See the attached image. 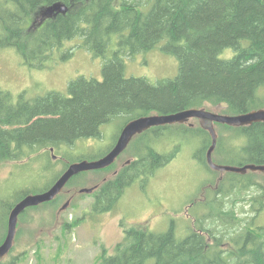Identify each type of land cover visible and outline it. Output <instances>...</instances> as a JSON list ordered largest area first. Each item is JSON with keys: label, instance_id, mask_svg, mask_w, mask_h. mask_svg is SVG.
I'll list each match as a JSON object with an SVG mask.
<instances>
[{"label": "trees", "instance_id": "16d2710c", "mask_svg": "<svg viewBox=\"0 0 264 264\" xmlns=\"http://www.w3.org/2000/svg\"><path fill=\"white\" fill-rule=\"evenodd\" d=\"M56 2L68 7L66 15L59 14L39 25L41 10ZM75 38L81 41L77 48L105 60L103 79L77 78L69 83L66 95L47 92L27 98L24 93L13 95L0 90V163L21 162L38 151L44 154L47 149L58 151L80 140H97L101 128L112 119L124 121L115 144L122 127L139 117L200 109L204 104L225 105L221 114L234 116L264 105V0L0 1V49H14L29 68L47 69L49 64L66 60L73 49L66 44ZM161 43V49L178 60L175 79L153 85L146 79L125 77L124 57L148 53ZM55 53L58 59L53 60ZM218 127L227 130L229 136L217 134L213 153L216 158L221 156L238 166L264 165V123L245 127L218 124ZM175 128L178 130L173 132ZM169 129L177 136L194 133L177 124L151 128L138 135L137 140L146 137L147 145L139 141V151L131 165L101 186L93 210L98 213L110 210L125 188L141 176L148 179L168 162V157L153 145L155 136L170 134ZM198 131L204 137L198 151L202 153L209 147L210 137L201 128ZM165 139L160 138L159 142ZM68 154H61L62 158ZM69 164L63 165L51 185ZM28 190L6 205V215L24 196L45 189ZM59 196L44 205L57 203ZM222 226L226 229H221ZM237 228V221L208 225L209 234L213 233L217 240ZM257 230L259 234L254 236L258 235L259 240L246 236L249 244L242 238L230 237L236 252L228 255L217 249L218 243L206 249L204 239L193 231L179 236L172 222L160 233L127 228L114 254L103 251L95 263L264 264V228ZM18 261V258L5 259L0 264Z\"/></svg>", "mask_w": 264, "mask_h": 264}, {"label": "rangeland", "instance_id": "374dc122", "mask_svg": "<svg viewBox=\"0 0 264 264\" xmlns=\"http://www.w3.org/2000/svg\"><path fill=\"white\" fill-rule=\"evenodd\" d=\"M79 42V38H75L66 44L68 48H73L72 56L56 61V64H49L47 69L42 70L23 64L14 49H0V90L13 95L24 93L25 97L33 98L47 92L66 95L69 83L80 77L101 81L105 60L77 48ZM162 45L159 44L157 49L148 53L124 57L125 77L146 79L153 85L175 79L179 72L178 60L163 51ZM109 55L110 53L107 58ZM52 59H58V54L55 53ZM221 108L210 104L202 106V109L216 114L222 113ZM259 109L264 110V105ZM123 122L121 119H112L101 128V138L96 141L80 140L72 147H62L58 151L51 152L47 149L45 154L42 150L38 151L21 162L0 163V218L5 217L7 221L6 205L19 193L28 189L30 192H38L50 186L63 165L80 158L86 161L98 160L114 144ZM180 125L189 127L194 133L177 136L172 135L169 129L170 134L155 136L157 139L153 147L165 154L168 162L144 182L140 181L145 179L141 176L137 182L125 188L120 200L110 210L101 213L93 210L96 196L101 186L117 177L127 166V162L131 165L139 151V141L146 144V137L137 140L138 135L135 136L110 168L77 175L72 184L64 189L57 203L27 209L18 219L14 247L6 260L18 258L17 264H96L103 251L107 255L114 254L115 247L123 242L124 230L127 228L160 233L167 229L170 219H173L177 234H185V237L193 227L191 220L184 214L186 210L192 214L194 209L189 208L191 202L187 198L192 195L198 182H255L264 188V175L259 173L250 172L240 176L235 173L212 172L205 159L208 147L204 152L198 153L204 138L199 134L198 121L190 119ZM214 127L220 137L229 136L228 131L218 127V124ZM176 130L178 128L173 132ZM160 138L166 139L160 143ZM210 144L211 138L208 146ZM64 153L69 154L63 159L61 154ZM212 160L217 165L236 166L229 160H223L221 156L216 158V154L212 155ZM95 187L96 190L90 194L79 193L80 189ZM236 192L240 196L229 198L227 202L235 204L240 201L241 196H246L242 189ZM67 201L68 206L61 209ZM259 220V225L264 226V214ZM247 223L250 221L245 222ZM203 224L208 225L210 222ZM240 226H243L241 222ZM221 229L226 228L222 226ZM226 241L228 240L222 238L219 242L221 244ZM220 244L217 247L219 250Z\"/></svg>", "mask_w": 264, "mask_h": 264}, {"label": "water", "instance_id": "95a60500", "mask_svg": "<svg viewBox=\"0 0 264 264\" xmlns=\"http://www.w3.org/2000/svg\"><path fill=\"white\" fill-rule=\"evenodd\" d=\"M67 12L68 7L61 2L48 5L41 10L39 25H41L45 20L55 18L59 14L66 15ZM220 107L226 108L225 105H220ZM190 119H196L200 128L207 132L211 138V144L206 151L205 157L206 163L211 170L219 173L235 174H245L247 171H250L260 172L264 175V165H217L212 160V155L217 147L218 139L214 125L219 124L229 127H245L255 123H264L263 109L252 110L244 114L230 116L212 113L202 108H190L171 114H152L145 117H139L125 124L113 148L103 157L95 161L83 160L70 163L60 177L49 188L39 193L24 196L12 207L8 215L7 234L3 243L0 245V260L5 259L11 251L14 245L18 219L27 209L35 208L54 201L60 194L63 193L64 188L69 181L77 175L109 168L115 163L116 159L128 147L135 136L141 135L151 128L185 124ZM50 151L52 152L53 150L51 149ZM95 190L96 187L88 189L84 188L80 189L79 193L90 194ZM68 204L69 201H67L61 209H65Z\"/></svg>", "mask_w": 264, "mask_h": 264}, {"label": "flooded vegetation", "instance_id": "af4514ba", "mask_svg": "<svg viewBox=\"0 0 264 264\" xmlns=\"http://www.w3.org/2000/svg\"><path fill=\"white\" fill-rule=\"evenodd\" d=\"M89 140L96 141L95 139H89ZM247 164L249 163L241 164L239 166H245ZM126 165L129 166L130 162H127ZM249 173L250 171H247L245 174H249ZM253 173L262 174L260 172H253ZM245 174H240V176H244ZM142 180L144 182V179H141L140 181ZM230 181H234V179H230ZM196 185L198 186L195 188L192 195H190V197L187 198V201L189 200L191 202L189 208L191 209L194 208V209L192 211V214H189L186 210L184 215L186 218L191 220V225L193 228H191L190 231H193L194 234L199 235L204 239L206 243L205 246L206 249L209 248V246L215 244L217 245V243L220 244L219 241L222 238L217 240V237L213 236V233L210 232L209 234V230H208L209 224L205 225L203 224V222L212 223L219 221H237L238 228L229 231L228 233L230 234L224 237L228 241H226V243L220 244V251L223 252L224 254L229 255V253L236 252L235 248H233V240L230 239V237L235 236L238 237L239 240L240 238H242V241H244L247 244H249V240L246 238V236L248 237L253 236L255 238V241L259 240L258 235L254 236L255 234H259L257 233L258 228H264V226L259 225L261 222L259 218L264 214V192H263L264 188L260 187L259 183H255V182L235 183V182H220V181L211 183L204 181V182H198ZM238 189H242L245 192L246 196L243 195L239 198L240 201H244V202L240 203V201H238L235 204L227 202L229 198H232L234 196L235 197L240 196V193L236 192V190ZM252 190H254V192H251ZM206 193L208 194L206 195ZM8 215L6 221V231H5V217L0 218V245L3 243L7 234ZM248 221H250V223L245 224V222ZM170 222L173 223L175 221H173V219H170ZM240 222L242 223L243 226H240ZM190 231L188 233H190ZM184 235L185 234H183V236L181 237H184ZM3 260L5 259L0 260V263ZM236 263L243 264L242 262H236Z\"/></svg>", "mask_w": 264, "mask_h": 264}]
</instances>
